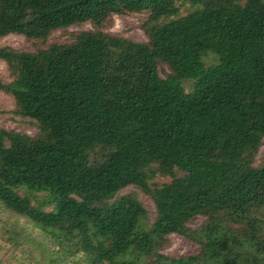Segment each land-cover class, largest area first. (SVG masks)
<instances>
[{
	"label": "trees",
	"instance_id": "trees-1",
	"mask_svg": "<svg viewBox=\"0 0 264 264\" xmlns=\"http://www.w3.org/2000/svg\"><path fill=\"white\" fill-rule=\"evenodd\" d=\"M135 13L148 42L102 30ZM87 22L70 43L0 47V90L38 127L0 129V264H264V0H0V38ZM171 234L199 253H161Z\"/></svg>",
	"mask_w": 264,
	"mask_h": 264
},
{
	"label": "rangeland",
	"instance_id": "rangeland-1",
	"mask_svg": "<svg viewBox=\"0 0 264 264\" xmlns=\"http://www.w3.org/2000/svg\"><path fill=\"white\" fill-rule=\"evenodd\" d=\"M193 11V7L189 4L180 7L179 15L184 16ZM148 17L147 13H135L124 16L114 15L108 22L104 24L102 30L104 32L116 34L134 41L148 42L149 38L144 32L142 26ZM94 30V26L87 22L81 25L71 26L65 29H60L51 33L46 44L36 41L28 40L24 36L11 34L0 38V47H12L14 49L36 52L38 49L45 48L51 43H70L74 39V35L81 31ZM204 62L207 66L216 63L214 55L209 54L205 57ZM158 72L162 78H166L170 73V68L160 63L158 65ZM14 80L8 65L5 61L0 59V82L4 84L11 83ZM193 81H185L183 87L186 92L192 90ZM0 129L14 130L29 136H35L38 133V127L35 121L27 117H22L16 112V104L14 98L0 90ZM264 163V140L262 145L254 156V167H260ZM178 175H181L178 173ZM172 180L169 176L156 175L150 180L151 185H161ZM135 193L148 211L149 223H153L156 217V211L153 201L149 196L144 194L135 186H129L123 189L120 194ZM42 196V195H39ZM207 218L204 216H196L187 226L193 230L198 229L206 222ZM23 223V220H20ZM200 251V247L190 241L189 239L178 235L171 234L167 237L166 245L160 249V252L174 257L196 255Z\"/></svg>",
	"mask_w": 264,
	"mask_h": 264
}]
</instances>
